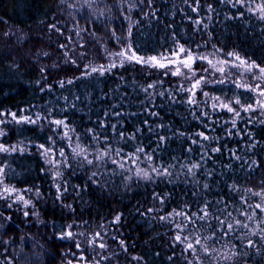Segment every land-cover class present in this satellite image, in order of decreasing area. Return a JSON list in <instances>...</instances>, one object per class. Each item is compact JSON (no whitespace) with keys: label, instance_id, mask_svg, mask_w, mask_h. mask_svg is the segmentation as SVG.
<instances>
[{"label":"snow or ice","instance_id":"obj_1","mask_svg":"<svg viewBox=\"0 0 264 264\" xmlns=\"http://www.w3.org/2000/svg\"><path fill=\"white\" fill-rule=\"evenodd\" d=\"M60 3L71 27L39 20L30 53L36 102L0 109V264L22 259L17 214L43 228L47 264H264V0ZM97 192L135 199L160 247L135 253L123 210L93 217Z\"/></svg>","mask_w":264,"mask_h":264},{"label":"trees","instance_id":"obj_2","mask_svg":"<svg viewBox=\"0 0 264 264\" xmlns=\"http://www.w3.org/2000/svg\"><path fill=\"white\" fill-rule=\"evenodd\" d=\"M105 2L111 4L112 0H101V6ZM61 6L60 0H0V17L8 21L7 25L0 24V109L17 110L29 103L36 102V93L29 84V81L35 78V70L30 67L32 62L30 53L47 45V38L41 31L43 25L39 24V20H51L53 14L59 18V14L68 12L67 15H69V13H71L66 8L60 13L59 10L61 11ZM81 12L80 15H86L83 9H81ZM80 23L83 26L84 21L81 20ZM9 27L13 31L18 30L23 33L24 36L29 37L32 43L19 45L9 44L7 39L3 36V33L8 30ZM89 28H91V25H89ZM233 31L235 30L233 29ZM241 31H243V29H241ZM230 34L231 33H229V35ZM99 35L103 36L102 30L99 32ZM41 40L43 44L39 43ZM244 43L246 45L247 41ZM256 43L257 42L254 41L253 45ZM246 50L252 52L254 48L246 47ZM6 55H9L7 60L4 59ZM257 55H259L258 51ZM13 60L22 65V67L15 72L8 67ZM28 135H31V133H28ZM26 163H30L33 169L37 167L36 162ZM35 175L36 173L33 171L32 176L35 177ZM19 179L23 180V177ZM12 182L17 183L16 180ZM35 182L42 186L46 197V202H42L38 205L41 219L50 221L52 213L56 211L58 214L59 209L54 208L52 198L48 195V183L39 179ZM19 186L23 185L21 184ZM90 199L92 201L91 215L93 217L96 216L97 211L105 216H107L110 211L114 210H123L125 212L127 224L123 231L129 238V245L133 243L136 245L133 250L135 253L145 252L149 247L151 249L160 247L161 240L156 238L153 243L150 237L155 238L158 232L164 231V228L160 225L150 226L141 217L130 214L132 211L131 205L135 204V199L122 197L118 193L116 195H102L99 192L95 193ZM137 199H142V197L138 196ZM85 218H88V213H85ZM14 219L19 227L15 233L10 232L9 235L14 237L16 243L19 242L21 235H25L26 239H28L26 248L23 250H21L20 247L16 248V251L22 257V259L18 261V264H47L49 259L47 253L51 250L48 248V244L45 243L46 234L43 228L39 225L33 227L25 221L22 214H17ZM146 241L149 242V245L145 244ZM40 244H43L44 247L40 248ZM161 251L163 258L167 251L166 246L161 249ZM149 255H151L150 252ZM59 262V257H57L55 264H59ZM157 264H162V261L158 260ZM176 264H183L182 259L178 258Z\"/></svg>","mask_w":264,"mask_h":264},{"label":"rangeland","instance_id":"obj_3","mask_svg":"<svg viewBox=\"0 0 264 264\" xmlns=\"http://www.w3.org/2000/svg\"><path fill=\"white\" fill-rule=\"evenodd\" d=\"M71 2H76V0H71ZM79 2H80V3H83L84 0H79ZM65 8H66L67 10H69L71 13H73V10H72V9H68V8L66 7V5H62V6H61V11L59 10V12L62 13L63 10H64ZM83 10H84L85 14L87 15L89 10H88L87 8H84ZM80 13H82V12H80ZM67 14H68V12H67V13L64 12V13H62V14H59V15H60L59 18L61 19V22H62V23L67 22V23H68V26L71 27V25H72V23H73V21H72V17H71V15H67ZM14 31L17 33V36H24V34L21 33V32H19L18 30H14ZM6 39H7V38H6ZM16 39H17V37H16V36H13L10 40L7 39V41L9 42V44H17V45H19V44L16 42ZM89 49H90L91 54H92V55H95V52H92V44H91V43L89 44ZM53 59H55V54L53 55ZM48 63H51V61H48ZM19 242H20V240H19ZM19 242H17V246H18L17 248L20 247L21 250H23L24 248H26L25 245H23V244H21V243H19ZM19 244H20V245H19ZM27 244H28V243H27ZM114 263H115V262H113V264H114ZM59 264H60V262H59Z\"/></svg>","mask_w":264,"mask_h":264}]
</instances>
